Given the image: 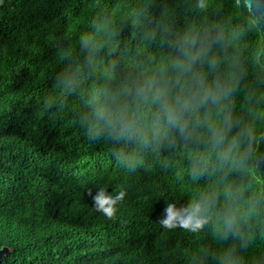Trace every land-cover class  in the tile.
Wrapping results in <instances>:
<instances>
[{
	"label": "trees",
	"instance_id": "trees-1",
	"mask_svg": "<svg viewBox=\"0 0 264 264\" xmlns=\"http://www.w3.org/2000/svg\"><path fill=\"white\" fill-rule=\"evenodd\" d=\"M195 4L0 0V264H217L212 254L234 243H218L211 224L198 233L159 225L166 202L179 207L194 193L224 186L222 173L211 169L193 181L192 145L179 138L172 147L149 149L91 142L80 123L93 85L102 84L109 71L114 87L156 75L175 55L167 41L190 25L222 32L226 47L214 51L221 59L239 55L248 69L236 111L249 119L248 108L264 109V36L253 26L254 16L235 0H209L204 12ZM93 21H107L109 30L97 34L104 47L89 64L79 37L95 32ZM77 67L83 69L80 88L65 96L57 78ZM49 97H59L51 108L45 105ZM255 123L257 133L264 131V120ZM114 151L136 170L127 171ZM227 179L248 184L253 178ZM101 187L108 195L126 192L115 221L93 211ZM255 231L253 245L241 254L247 264H264V238L259 226Z\"/></svg>",
	"mask_w": 264,
	"mask_h": 264
},
{
	"label": "clouds",
	"instance_id": "clouds-1",
	"mask_svg": "<svg viewBox=\"0 0 264 264\" xmlns=\"http://www.w3.org/2000/svg\"><path fill=\"white\" fill-rule=\"evenodd\" d=\"M255 2L235 0V5L253 14V26L264 27L261 18L253 12ZM195 7L204 12L209 0H196ZM93 26L94 33L79 37L81 48L89 54V64L91 57L104 47L96 39L97 34L109 30L107 21H93ZM167 43L175 55L162 64L156 75L130 78L114 87L115 77L109 71L102 84L93 85L88 94V111L80 118L81 127L91 142L107 139L114 144L136 143L149 149L172 147L179 138L186 146L192 145L193 181L211 169L222 173L220 182L224 186L194 193L179 207L166 202L159 225L168 230L180 228L198 233L211 224V234L218 243L234 241L212 254L217 264H247L241 253L256 240V226L264 238V150L261 149L264 131L257 133L255 123L257 119L264 120V109L248 108L249 119L236 111V94L248 69L239 55L221 59L214 51L216 46L226 47L222 32L190 25ZM260 51L264 53V48ZM82 73V67L68 68L57 78L63 95L78 92ZM247 99L251 101V93ZM260 99L264 100V93ZM58 100L59 97H49L45 105L51 108ZM113 158L127 171L136 170L122 152L114 151ZM232 174L253 179L248 184L232 183L227 179ZM125 195L123 189L114 196L108 195L101 187L93 197V211L115 221L117 205L123 203ZM252 264H262V260H254Z\"/></svg>",
	"mask_w": 264,
	"mask_h": 264
},
{
	"label": "water",
	"instance_id": "water-1",
	"mask_svg": "<svg viewBox=\"0 0 264 264\" xmlns=\"http://www.w3.org/2000/svg\"><path fill=\"white\" fill-rule=\"evenodd\" d=\"M253 12L261 18V24L264 25V0H256L255 3H253ZM253 16V14L251 13ZM262 33L264 36V27H261ZM263 46H264V40H263ZM264 150V148L262 149ZM1 256V252H0Z\"/></svg>",
	"mask_w": 264,
	"mask_h": 264
},
{
	"label": "rangeland",
	"instance_id": "rangeland-1",
	"mask_svg": "<svg viewBox=\"0 0 264 264\" xmlns=\"http://www.w3.org/2000/svg\"><path fill=\"white\" fill-rule=\"evenodd\" d=\"M4 252H1V255L3 254Z\"/></svg>",
	"mask_w": 264,
	"mask_h": 264
}]
</instances>
